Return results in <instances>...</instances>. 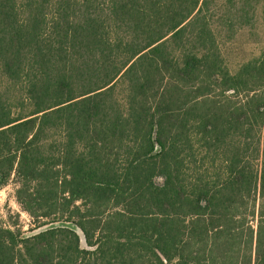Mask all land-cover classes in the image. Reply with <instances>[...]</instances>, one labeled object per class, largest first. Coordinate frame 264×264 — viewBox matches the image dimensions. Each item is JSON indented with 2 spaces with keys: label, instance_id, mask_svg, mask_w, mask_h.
<instances>
[{
  "label": "trees",
  "instance_id": "1",
  "mask_svg": "<svg viewBox=\"0 0 264 264\" xmlns=\"http://www.w3.org/2000/svg\"><path fill=\"white\" fill-rule=\"evenodd\" d=\"M259 7L0 0V186L37 219L0 264H264V53L223 50Z\"/></svg>",
  "mask_w": 264,
  "mask_h": 264
},
{
  "label": "rangeland",
  "instance_id": "2",
  "mask_svg": "<svg viewBox=\"0 0 264 264\" xmlns=\"http://www.w3.org/2000/svg\"><path fill=\"white\" fill-rule=\"evenodd\" d=\"M260 9L259 7L251 26L234 33V39L223 45L225 57L231 67L264 53V17L260 14ZM157 181L161 182V179ZM17 188L18 182L14 173L10 175L7 183L0 186V227L9 229L20 238L30 233L37 219L18 202ZM39 219L38 221L45 220L43 217Z\"/></svg>",
  "mask_w": 264,
  "mask_h": 264
}]
</instances>
